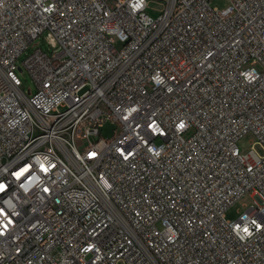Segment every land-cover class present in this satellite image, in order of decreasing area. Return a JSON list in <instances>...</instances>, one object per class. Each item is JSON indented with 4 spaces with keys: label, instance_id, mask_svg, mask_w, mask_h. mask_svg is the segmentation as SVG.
<instances>
[{
    "label": "built area",
    "instance_id": "1",
    "mask_svg": "<svg viewBox=\"0 0 264 264\" xmlns=\"http://www.w3.org/2000/svg\"><path fill=\"white\" fill-rule=\"evenodd\" d=\"M211 2L0 0V264H264V0Z\"/></svg>",
    "mask_w": 264,
    "mask_h": 264
},
{
    "label": "rangeland",
    "instance_id": "2",
    "mask_svg": "<svg viewBox=\"0 0 264 264\" xmlns=\"http://www.w3.org/2000/svg\"><path fill=\"white\" fill-rule=\"evenodd\" d=\"M228 4V0H212L211 5L218 7V8H224ZM148 13L156 17L159 12L158 10L161 8L160 5L156 2H149L148 4ZM39 47L46 53H51L53 50L52 45L50 44L48 37L45 34L40 35L36 37L25 49L20 53L19 58L17 59V65H20L22 60L29 54L34 48ZM16 73L21 81V84L23 85V89L25 93L28 94L27 90L29 89L31 92L35 91V85L34 82L30 76V74L20 68H16ZM113 127L112 124L109 122L105 123L103 127L101 128V133L104 137H108L111 131V128ZM250 142H251V136L246 135L244 136L241 140H239L238 145L239 148L246 152L250 148ZM254 201V198L251 196V193H246L243 195L240 199H238L235 203H233L229 208L226 209L225 211V217L227 219H233L237 217V215L244 210L248 205L252 204Z\"/></svg>",
    "mask_w": 264,
    "mask_h": 264
},
{
    "label": "snow or ice",
    "instance_id": "3",
    "mask_svg": "<svg viewBox=\"0 0 264 264\" xmlns=\"http://www.w3.org/2000/svg\"><path fill=\"white\" fill-rule=\"evenodd\" d=\"M0 187H2V186H0ZM245 231H247V229H244Z\"/></svg>",
    "mask_w": 264,
    "mask_h": 264
}]
</instances>
